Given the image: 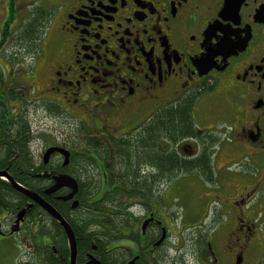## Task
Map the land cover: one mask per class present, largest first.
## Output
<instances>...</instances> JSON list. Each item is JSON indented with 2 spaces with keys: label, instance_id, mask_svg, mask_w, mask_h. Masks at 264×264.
<instances>
[{
  "label": "flooded vegetation",
  "instance_id": "flooded-vegetation-1",
  "mask_svg": "<svg viewBox=\"0 0 264 264\" xmlns=\"http://www.w3.org/2000/svg\"><path fill=\"white\" fill-rule=\"evenodd\" d=\"M40 1L42 5L26 7V18L35 7L45 17L38 45L30 53L41 67L40 86L28 83L32 70L12 68L10 75L3 66L8 82L0 74V91L7 94L13 86L22 100L11 101V106L18 111L13 118L21 117L14 125L26 129L23 142L29 172L22 183L15 180L18 172L13 162L17 151H12V146L16 136L12 137L13 155L6 166H0V172L37 194L63 218L74 237L75 264H104L102 254L128 245H133L136 252L128 254L124 264L133 259L136 264L140 258L142 264H180L171 257L175 247L167 243L175 237L176 226L159 206L165 189L162 186L154 193L155 202L148 207L139 204L143 213H130L136 220L130 219L123 228L127 235L138 229L139 242L113 241L101 254L99 243L91 240L90 249L81 252L77 232L80 234L84 213H80L79 190L89 175L83 167L93 172L92 184L106 188L112 175L107 166L115 158L114 143L136 134L164 109L177 110L181 106L187 109L192 125L187 135L176 142V154L184 162L197 161L199 165L202 159L207 163V100L212 97L220 100L219 127L230 135L223 145L251 147L256 171L252 186L238 188L226 201L228 204L219 202L229 208L228 213L232 209L235 214L229 226L221 222L229 228L220 239L222 248L229 262L243 264L255 259V264H260L264 255V220L258 219L261 214L256 212L257 202H253L255 206L251 202L264 199V0ZM5 7L8 15L4 23L9 16L8 3ZM15 19L14 9L4 52L8 47L16 49L14 37L20 26L10 31ZM12 56L14 59L15 54ZM11 62L8 60L6 65L11 67ZM33 93L37 96L34 99ZM28 105H34L33 116L28 108L24 109ZM42 118L51 127L35 130V120ZM51 130L55 135L48 136ZM91 141L97 147L108 148V165L99 148L89 151ZM50 149L66 151L68 162L64 164L65 155L57 151L45 158ZM62 176L77 186L70 199H65L72 193L69 187L45 193ZM113 176L120 174L114 172ZM181 176L186 181L189 175L181 173L177 177ZM197 178L207 192V177L204 182ZM35 182L44 188L39 192L30 189L27 184ZM101 196L102 190L95 195L97 199ZM202 200L206 209L207 194ZM57 206L65 207L69 213H62ZM76 210L79 213H70ZM228 213L224 215L231 214ZM222 215L217 213V218ZM94 224L97 230L103 227L99 217ZM216 231L219 237L220 230ZM188 238L196 264H222L212 247V238L208 239L207 227ZM4 239L26 248L27 264H50L45 256L51 253L61 257V264H70V244L62 225L0 176V240Z\"/></svg>",
  "mask_w": 264,
  "mask_h": 264
},
{
  "label": "trees",
  "instance_id": "trees-1",
  "mask_svg": "<svg viewBox=\"0 0 264 264\" xmlns=\"http://www.w3.org/2000/svg\"><path fill=\"white\" fill-rule=\"evenodd\" d=\"M8 8L9 16L4 23L0 36V52L5 47L6 37L13 22L14 0H8ZM38 8L35 7L34 12L33 10L29 12V17L21 23L14 37L15 47L19 52L26 51L30 54L38 45L42 28L45 24V17ZM10 60L12 64L14 62L13 56ZM16 99L22 103L13 86L8 89L7 94L2 92V90L0 91V140L4 139V141H0V166H6L13 155L12 151H17L13 168L17 169L16 171L18 172L15 180L22 183V179L27 177L26 174L29 172L26 167L28 151L23 142L26 129L23 126L17 129L14 125L17 119L21 120V117L13 118V116H16L17 111L11 106V101ZM19 123L22 124L21 122ZM190 124L192 125L185 107L181 106L177 110L173 107L164 109L145 126L141 127L136 134L120 138L114 143L113 153L115 158L110 165L107 163L108 148L105 145L97 147V145L92 144V141L88 143L91 146L89 151L99 148V151L103 154L105 164L108 165L107 169L112 172V175L110 184L103 188L104 185L91 183L94 177L93 172L83 167V170L89 175H87L86 180L88 182L81 184L79 190L82 210L80 213H84L83 224L80 225V234L77 232L78 245L81 252L90 249L91 240L99 243L98 251L100 253L103 248L113 241L131 239L134 242H139L140 231L138 229L131 230L128 235L123 230L130 219L132 221L136 220L130 214L133 213L131 206L133 203L150 206V203L155 202L156 196L154 193L156 189L171 183L181 173L198 176L203 182L207 177V184H212L214 178L208 146L212 145L214 140L207 139L209 142L207 146V163H204L202 159H200L201 164L199 165L196 164L197 161L184 162L176 154L175 144L181 137L187 135L191 129ZM14 136H16L15 139L17 140L13 144L12 137ZM91 156L90 154L89 157L91 158ZM114 172L119 173L120 176H113ZM27 185L35 192H39L44 188L38 182ZM101 190L103 191V196L97 199L95 195ZM2 193L5 194L4 192ZM18 202V199H14V203L18 204ZM57 208L62 213L66 210L65 207L60 208L57 206ZM66 213H69L68 210H66ZM70 213H79V211H71ZM109 216L110 220L107 219ZM98 217L103 221V227L99 230L94 224ZM135 252V247L128 245L127 247L112 249L108 255L101 254L104 264H124L128 254L133 255ZM45 257L50 260V264H61V257L59 258V256L55 258L51 253ZM142 262L143 259L140 258L136 264H142ZM260 264H264V255Z\"/></svg>",
  "mask_w": 264,
  "mask_h": 264
},
{
  "label": "rangeland",
  "instance_id": "rangeland-1",
  "mask_svg": "<svg viewBox=\"0 0 264 264\" xmlns=\"http://www.w3.org/2000/svg\"><path fill=\"white\" fill-rule=\"evenodd\" d=\"M6 3H8V0H0V32L8 15L7 8L5 7ZM33 4L42 5L40 0H14L16 19L10 29L11 32H14L18 26H20L21 21L26 18V7ZM13 54H15L14 62L12 63V66L9 67L6 65V62L12 59ZM3 66H6L10 75H12V68L20 71L32 70V75L29 76L31 79L28 80V83L31 84L32 87L34 85L40 86L42 81L41 67H39L37 62L35 63L32 60V56L26 51L19 52L16 49L13 51L11 47H8L5 52L3 49L2 53H0V74L3 77V80L8 82L5 79L7 69L3 70ZM34 81H36V84ZM36 97L37 96L33 93L32 99ZM16 106L18 107V105ZM33 106L34 105H28L27 107H24L25 110L26 108L30 110L28 113L32 116L34 115ZM207 108L209 110L207 113V134L210 135L207 139L210 138L214 140V143L208 146V153H210L211 156L214 181L212 184H207V192H205L203 187L199 185L200 179L194 175H189L186 178V181L181 180V178H183L182 176L179 178L176 177L175 180L173 179L171 181V183L161 187L162 189H165L162 192L163 198H161L159 206L162 210L167 212L165 214L169 217L170 221L173 220L176 226L173 231L176 234L175 237H171L167 243L174 246L175 249H178V251L175 249L172 250L175 254L171 252V257H173L172 259L174 261L178 260L180 264H196V259L193 257L191 252L192 249L190 243L187 242V239H189L188 237L195 235V233L198 234V232L203 231L206 227L208 239L209 237L210 240L212 238V247L217 256L220 255L222 258V264H234L233 261L229 262V256L224 253L222 241H220V239H222L226 235L225 233L229 231V228L227 226V228L224 227V225L222 226V223L227 222V225L229 226L232 222L231 219L234 218L235 214L232 209L229 211L231 214H229V208L226 207V205H220L219 202L227 203L226 201L230 199V195L233 194L234 191L243 186H252L251 182L255 181V179H253V175L256 174V171L254 170L251 162L253 160L252 148L246 147L242 149L236 145H223V143H226L225 140L229 138L230 135H228L222 127H219V123L222 121L219 98L212 97L211 99H208ZM36 120L34 123L35 130L43 129L45 125L51 127V124L43 118L38 122ZM51 132L52 134L49 132L47 135H55V131L51 130ZM200 182L202 183V181ZM206 194L207 216H205L206 209L202 206V198H204V195ZM258 196H256V199L260 198V194ZM254 200L255 199H253L251 203L255 206L256 204L253 202H257L256 212L261 214V218L258 219L260 221L264 220V199L260 201ZM131 210L133 213H143L142 207L139 204L133 203ZM217 213H223V215L220 218H217ZM224 213H228L229 215H224ZM227 217L228 219H225ZM218 222H220L219 226L214 229V226H216ZM216 230H220L218 232L219 237L216 236ZM176 237L179 238L178 242ZM25 250L21 246H15L13 242H9L6 239L0 240V264H27L29 257L27 256L28 253H26ZM255 262V259L247 260L243 264H255Z\"/></svg>",
  "mask_w": 264,
  "mask_h": 264
},
{
  "label": "water",
  "instance_id": "water-1",
  "mask_svg": "<svg viewBox=\"0 0 264 264\" xmlns=\"http://www.w3.org/2000/svg\"><path fill=\"white\" fill-rule=\"evenodd\" d=\"M54 151L60 152V153L65 155L64 164H66L68 162L69 154L62 149H50V150H48L45 154V158H47V156L49 154L53 153ZM0 176L5 177L10 182L12 188L15 191L22 193L23 195H25L29 199H31L33 202L37 203L44 211L47 212V214H49L51 217H53L55 220H57L62 225V227L66 231V234H67V237L69 240V244H70V264H75L76 246H75L74 237H73V234L71 232V229L65 223L63 218L49 204H47L41 197H39L37 194H35V193H33V192L23 188V187H21L12 178H10L7 175V173L0 172ZM56 182L57 183L54 186H52L51 188H49L45 193L49 194L51 192H55L56 190L60 189L61 187H69L72 189V193L68 197H66L65 199H70V198H72V196L77 191V186L75 185V182L66 176H62L60 178H57ZM22 214L23 213H20L19 215H22ZM134 262H135V259H133L129 264H133Z\"/></svg>",
  "mask_w": 264,
  "mask_h": 264
}]
</instances>
